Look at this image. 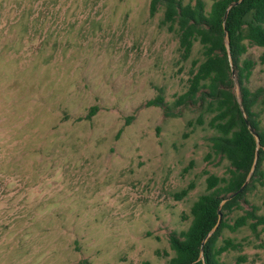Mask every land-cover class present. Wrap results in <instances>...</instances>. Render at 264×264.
I'll list each match as a JSON object with an SVG mask.
<instances>
[{
  "label": "rangeland",
  "instance_id": "1",
  "mask_svg": "<svg viewBox=\"0 0 264 264\" xmlns=\"http://www.w3.org/2000/svg\"><path fill=\"white\" fill-rule=\"evenodd\" d=\"M150 7L0 0V264H167L169 237L189 229L206 173L227 175L230 163L210 156L212 115L175 106L202 46L183 61L164 8L151 17ZM263 57L258 46L243 57L256 63L253 92L264 88ZM159 95L168 109L148 107ZM258 112L264 131V104ZM252 184L228 212L231 226L253 209L264 217V184ZM249 223L222 232L219 245L244 246L224 264H264V226Z\"/></svg>",
  "mask_w": 264,
  "mask_h": 264
},
{
  "label": "trees",
  "instance_id": "2",
  "mask_svg": "<svg viewBox=\"0 0 264 264\" xmlns=\"http://www.w3.org/2000/svg\"><path fill=\"white\" fill-rule=\"evenodd\" d=\"M150 1L151 17L158 14L161 7L164 8L162 25L177 35L183 61L192 57L196 43L202 46L203 60L194 63L189 89L178 98L175 106L193 105L212 115L209 127L216 135L210 139V156L230 163L225 177L206 173L209 175L207 190L191 208L189 229L180 234L172 233L169 237L174 256L167 264H224V254L244 248L231 239L219 245L224 230L236 232L248 226L250 221H253L250 227L255 233L260 226H264V217L258 216L256 209L238 218L233 226L225 220L229 211L239 207L250 188L228 199L241 190L251 174L253 184H264L261 169L264 131L258 112L264 104V88L253 92L248 87L256 63L243 59L249 46L264 48V0H244L241 5L232 8L231 5L240 0H212L209 11L203 0H196L195 4H185V0ZM147 105L168 109L162 95ZM96 113L97 109H92L88 118ZM204 117L202 113L199 119ZM132 119L127 120L126 126ZM194 189L195 185L191 184L174 197L177 201L184 200ZM242 262L245 261L239 259L238 264ZM81 264L91 263L83 260Z\"/></svg>",
  "mask_w": 264,
  "mask_h": 264
},
{
  "label": "water",
  "instance_id": "3",
  "mask_svg": "<svg viewBox=\"0 0 264 264\" xmlns=\"http://www.w3.org/2000/svg\"><path fill=\"white\" fill-rule=\"evenodd\" d=\"M243 2H244V0H240L239 2H237V3L233 4V5H231L230 8H232L233 6H239V5H241ZM227 15H228V13H227ZM227 15H226V17H225V21H226V19H227ZM227 42H228V39H227ZM251 176H252V174H251ZM251 176L249 177V179L247 180V182L244 184V186L241 188V190H240L239 192L235 193L233 196H231L228 200H231V199L235 198L236 196H238L239 194H241L242 192H244V190L246 189V187H247L248 184H249V180H250ZM228 200H226L225 202H227ZM219 213H220V219H221V218H222L221 211H219ZM210 236H211V235H210ZM205 242H206V241H205ZM205 242L203 243V246H204Z\"/></svg>",
  "mask_w": 264,
  "mask_h": 264
}]
</instances>
